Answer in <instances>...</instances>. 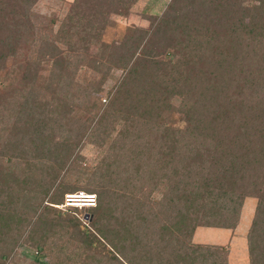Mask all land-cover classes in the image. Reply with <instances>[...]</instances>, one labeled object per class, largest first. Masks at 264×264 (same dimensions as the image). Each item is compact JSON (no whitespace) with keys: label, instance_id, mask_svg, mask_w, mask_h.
<instances>
[{"label":"trees","instance_id":"trees-1","mask_svg":"<svg viewBox=\"0 0 264 264\" xmlns=\"http://www.w3.org/2000/svg\"><path fill=\"white\" fill-rule=\"evenodd\" d=\"M34 1L0 0V70L1 61L25 40L31 27L28 6ZM134 1L73 0L53 38L68 51L86 49L98 38L108 13L125 15ZM130 42L121 41L116 47L123 51L118 59L124 66ZM131 44L130 57L139 45L140 50L88 134L98 138L99 146L106 145L105 172L93 168L82 187L95 198L88 208L89 223L96 230L88 231L77 217L68 216L72 226L91 244L102 233L96 225L102 211L105 218L115 211L112 218L119 217L123 229L129 230L133 223L151 231L143 232L148 239L155 234L163 248L156 252L164 259L159 264H224L221 257L218 262L211 258L209 246L191 243L194 229L234 228L243 199L253 197L247 250L250 264H264V0H170L152 29L138 30ZM54 48L51 41H39L38 54L53 58L63 72L70 61L54 55ZM76 54L74 66L84 62ZM84 63L95 67L91 59ZM30 74L23 75L20 88L0 94V115H14L6 130V149L10 144L25 148L26 131H35L38 121L44 125L49 119V113L35 118L34 107L44 110L47 103H64L54 94L40 101ZM173 97L179 98L176 106L170 102ZM174 111L183 120L181 127L170 124ZM79 126L78 140L85 130ZM58 151L38 145L21 152L57 158ZM67 152L65 148L66 158L56 165L34 166L29 160L18 177L11 174L9 182L0 177V237L10 235L14 223L30 222L31 214L16 206L29 189V169L45 171L46 177L36 181L34 189L42 196L52 189L49 202L59 204L64 193L72 194L59 177L60 165L70 156ZM154 191L161 196L150 200ZM55 215L62 213L56 210ZM162 216L159 223L153 220ZM129 238L140 240L139 235ZM152 246L149 240L140 249L135 244L129 257H119L125 264H152Z\"/></svg>","mask_w":264,"mask_h":264},{"label":"rangeland","instance_id":"rangeland-1","mask_svg":"<svg viewBox=\"0 0 264 264\" xmlns=\"http://www.w3.org/2000/svg\"><path fill=\"white\" fill-rule=\"evenodd\" d=\"M72 1L35 0L30 4L27 18L31 27L25 31V40L19 44L12 55L8 54L1 61L0 94L13 88H20L24 80L23 75L29 73V77H32L30 72H33V91L38 99L48 101L50 95L54 94L60 96V101L64 103L62 106L47 103L44 110L39 105L34 107L35 118L40 119L46 113L50 115L49 119L44 121V125L38 121L35 131H26L23 138L25 148H21L18 144H10L8 149L4 147L6 130L13 122L14 115L5 113L0 115V177L7 182L12 178L11 174L18 177L29 160L34 166L56 165L57 160L66 158L63 156L66 148L70 156L63 167L60 165L62 169L59 177L63 178L64 185L71 188L69 191L72 194L64 193L59 204L49 202L50 196L55 193L52 189L43 196L37 194L34 189V183L46 177L45 171L29 169V175L27 174V178L30 179L29 189L23 191L16 206L24 213L31 214V219L26 225L14 223L13 226H16L15 228L12 226L10 235L6 236V233L0 237V264H39V262L40 264H125L119 256L129 257L133 252V245L136 244L139 246L137 249H140V246L148 240L153 243L154 250L150 251L154 254L149 261H152V264H159L160 261L163 263L164 259L156 253L162 252L163 248L160 247L161 242L156 240L155 234H150L148 239L143 232L151 233V231H142L130 222L128 223L131 224L128 225L130 229H123V225L119 226L117 222L119 217L112 218L113 215L117 216L115 211L112 217L107 218H105V211H102V217H98L96 221V225L101 226L102 233H97V240H93L90 244L87 238L82 236L81 231L72 226L71 219H68V216L77 217L81 226L88 231L96 230L89 223L92 219L89 213L90 208H88L90 206H85L87 204H81V202L77 205L71 204L68 199L74 198L71 196L68 198L67 195L86 193L82 188L83 182L90 176L89 173L93 168L99 167L105 172V142L99 146L98 138H88V134L140 50L139 45L131 57L127 52L128 48L133 46L131 42L137 37L138 30L149 32L152 29V23H155L156 18L164 12L170 0H135L128 7L125 15L108 13L107 21L96 40L89 41L86 49L68 51L63 43L53 37ZM45 40L52 42L55 47L52 51L54 55L68 57L70 64L65 65V71L58 70L53 58L45 59L46 57L38 54V43ZM124 40L131 41L126 45L124 53L126 58H129L125 66L121 58L118 59V54L123 51L116 49ZM75 53L78 57L81 55L84 62L88 59L95 61V67L84 62L74 66ZM34 102L37 103V101ZM170 102L176 106L179 98L173 97ZM54 107L57 111L53 110ZM169 120L173 126L183 125L180 114L175 111L169 115ZM31 123L29 120L28 124L31 125ZM79 125H82L81 127L85 130L83 138L78 140L75 135L80 129ZM101 129L104 133L105 128L103 129L102 126ZM112 133L114 134L115 130ZM109 139L110 137L106 140ZM38 145L39 149H59L57 158L54 157L56 154L49 158H42L29 152H21L32 151ZM57 182L58 179L55 183ZM160 196V192L154 191L149 199L157 200ZM93 199L91 207L95 203V198ZM255 202L256 199L253 197L243 199L237 223L232 229L196 227L194 232L198 229L196 234L198 236L192 239V234L191 243L201 247L209 246V252L214 253V257L211 258L217 259V262L221 257L223 259L221 263L224 261V264H250L247 233ZM4 208L6 209V206ZM56 210L62 213L60 217L55 215ZM154 211L156 208H153ZM137 218L139 219V216ZM163 219L162 216L153 220L159 223ZM156 223L153 225L155 226ZM133 235H139L140 240L132 242L129 236L133 237ZM201 236L203 237L199 238ZM114 255L121 261L116 260Z\"/></svg>","mask_w":264,"mask_h":264},{"label":"clouds","instance_id":"clouds-1","mask_svg":"<svg viewBox=\"0 0 264 264\" xmlns=\"http://www.w3.org/2000/svg\"><path fill=\"white\" fill-rule=\"evenodd\" d=\"M81 194H87V193H81ZM78 195H79V194H78ZM88 195H90V194H88ZM90 196H91V198H90L91 200H90V202H89L90 204H87V205H85V206H89V205H91V202L93 201V200H92V199H93V195H90Z\"/></svg>","mask_w":264,"mask_h":264},{"label":"crops","instance_id":"crops-1","mask_svg":"<svg viewBox=\"0 0 264 264\" xmlns=\"http://www.w3.org/2000/svg\"><path fill=\"white\" fill-rule=\"evenodd\" d=\"M197 232H198V229H196L195 232L193 233V237H192V239H193L195 236H198V235H196ZM202 237H203V236H201V237H199V238H202Z\"/></svg>","mask_w":264,"mask_h":264}]
</instances>
